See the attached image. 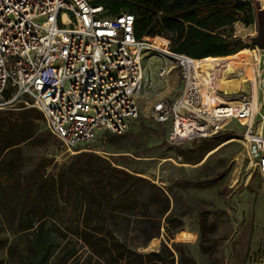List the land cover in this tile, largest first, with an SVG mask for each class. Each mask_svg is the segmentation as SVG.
<instances>
[{"label":"built area","instance_id":"built-area-1","mask_svg":"<svg viewBox=\"0 0 264 264\" xmlns=\"http://www.w3.org/2000/svg\"><path fill=\"white\" fill-rule=\"evenodd\" d=\"M91 1L0 0V111L36 108L51 135L73 151L103 133L123 134L138 118L143 93L149 116L167 125L174 143L207 138L231 120L240 122L251 163L264 179L261 49L246 43L248 57L229 70L225 61L233 54L194 58L172 51L167 38L138 39L133 14L109 17ZM146 53L160 64L143 65ZM174 65L183 79L178 96L154 98Z\"/></svg>","mask_w":264,"mask_h":264},{"label":"trees","instance_id":"trees-1","mask_svg":"<svg viewBox=\"0 0 264 264\" xmlns=\"http://www.w3.org/2000/svg\"><path fill=\"white\" fill-rule=\"evenodd\" d=\"M91 2L103 5L109 17L133 14L136 38H167L172 51L194 58L246 52L243 40L234 34V23H255L252 1ZM42 121L34 107L0 111V196L14 231L9 242L0 237L4 248L0 264H174L172 253H165L166 245L138 251L160 235L163 223L168 234L171 224L175 233L182 230L164 188L93 151L76 149L55 174H45V164L39 161L30 167L29 151L43 145L37 134ZM233 134L219 131L193 140L194 147L182 154L189 162L187 153H192L191 161L197 163L203 157L200 153L212 151ZM209 226L206 211L200 212L202 236ZM129 232L134 233L131 241L126 239Z\"/></svg>","mask_w":264,"mask_h":264},{"label":"rangeland","instance_id":"rangeland-1","mask_svg":"<svg viewBox=\"0 0 264 264\" xmlns=\"http://www.w3.org/2000/svg\"><path fill=\"white\" fill-rule=\"evenodd\" d=\"M261 1L264 7V0ZM255 33L254 24L234 27V34L243 40V45L249 43ZM260 52L264 54V50ZM246 53L226 58V68L231 70L236 65L235 57ZM151 54H145L143 65L149 60L153 61V67L160 64ZM182 83L181 69L174 65L168 82L161 81L159 92L152 96L174 99ZM137 104L138 118L123 134L103 133L96 142L81 143L78 149L93 151L164 188L170 211L182 221V230L175 233L174 224H171L172 233L168 234L167 225L163 223L160 235L138 251H156L166 245L168 251L165 253H172L174 264H264V179L251 163L242 139L244 127L241 123L229 121L222 131L233 132V137L205 155L200 153L203 157L197 163L191 161L193 154L187 153L190 161L186 162L183 150L191 149L196 142L169 141L167 125L155 123L149 116V98L141 93ZM37 134L43 145L29 151V166L39 161L45 164V174H55L76 149L67 151L59 141L52 143L53 137L44 121ZM216 177L220 179L214 181ZM1 199L0 196V237L9 242L14 231L10 221L5 219L6 205ZM202 211H206L210 224L203 236L200 231ZM133 235L129 232L127 241H131ZM121 237L124 239V235ZM3 254L1 244L0 257ZM83 255H87L85 250Z\"/></svg>","mask_w":264,"mask_h":264},{"label":"water","instance_id":"water-1","mask_svg":"<svg viewBox=\"0 0 264 264\" xmlns=\"http://www.w3.org/2000/svg\"><path fill=\"white\" fill-rule=\"evenodd\" d=\"M255 5V21L256 33L250 37V43L258 49L264 50V8L261 6L260 0H254Z\"/></svg>","mask_w":264,"mask_h":264},{"label":"crops","instance_id":"crops-1","mask_svg":"<svg viewBox=\"0 0 264 264\" xmlns=\"http://www.w3.org/2000/svg\"><path fill=\"white\" fill-rule=\"evenodd\" d=\"M259 54H260V56L262 57V64L264 65V54L261 53L260 51H259ZM239 55H240V54H239ZM245 57H246V56H241V57H237V58H235V60H236V64H237L238 62H240L241 58H245ZM247 70H248V68H247ZM167 82H168V78H167ZM260 112H261L262 116L264 117V106L262 107V109L260 110ZM261 134H262V136L264 137V122H263V124L261 125Z\"/></svg>","mask_w":264,"mask_h":264},{"label":"bare ground","instance_id":"bare-ground-1","mask_svg":"<svg viewBox=\"0 0 264 264\" xmlns=\"http://www.w3.org/2000/svg\"><path fill=\"white\" fill-rule=\"evenodd\" d=\"M260 3H261V6L263 7V5H262V1H261V0H260ZM263 8H264V7H263ZM240 55H241V54H240ZM242 56H247V53H246V54H243ZM237 57H241V56H237ZM237 57H235V58H237ZM208 61H212V60H208ZM227 83H229L230 88H231L232 85L235 84L233 81H229V82H227Z\"/></svg>","mask_w":264,"mask_h":264}]
</instances>
